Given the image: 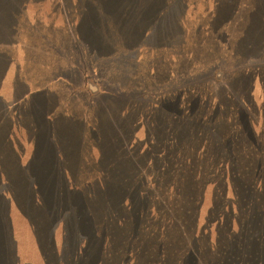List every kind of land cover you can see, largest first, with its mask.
Listing matches in <instances>:
<instances>
[{"label":"rangeland","instance_id":"obj_1","mask_svg":"<svg viewBox=\"0 0 264 264\" xmlns=\"http://www.w3.org/2000/svg\"><path fill=\"white\" fill-rule=\"evenodd\" d=\"M242 12L264 0H0V264H76L81 240L69 263L52 244L261 184L239 181L264 177L245 171L264 159V47L229 33Z\"/></svg>","mask_w":264,"mask_h":264},{"label":"trees","instance_id":"obj_2","mask_svg":"<svg viewBox=\"0 0 264 264\" xmlns=\"http://www.w3.org/2000/svg\"><path fill=\"white\" fill-rule=\"evenodd\" d=\"M254 15L249 12L235 14L227 28L230 34L250 37L262 48L264 40H259L261 36L255 32H264V15ZM235 50L242 51L240 47ZM250 161L245 171L264 167L261 157H252ZM253 174L239 181L246 185L248 180L256 178L255 181L261 183L259 186L226 187L221 189V194L211 187L192 189L181 201L178 199L181 203L186 200L187 208H182L181 204L168 209L148 206L147 215L136 212L128 219L91 227L88 229L93 233L91 238L82 240L83 236L79 239L71 234L68 247L63 240L52 244V259L60 256L63 263L71 262L73 252L78 249V240H81L78 252L82 254L73 260L76 264H90L94 259L102 264H264V188H260L264 185V177ZM182 180L188 183L194 181V177ZM88 205L73 207L78 210L82 206L90 208ZM130 230L131 235L128 234ZM81 232L78 230L75 234ZM100 249H103L101 253ZM56 254L59 255L54 258Z\"/></svg>","mask_w":264,"mask_h":264}]
</instances>
